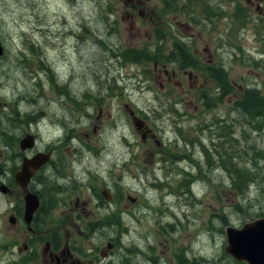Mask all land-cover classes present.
<instances>
[{
  "label": "rangeland",
  "instance_id": "obj_1",
  "mask_svg": "<svg viewBox=\"0 0 264 264\" xmlns=\"http://www.w3.org/2000/svg\"><path fill=\"white\" fill-rule=\"evenodd\" d=\"M126 1L0 0V264H49L51 233L68 264H246L226 228L264 217V0ZM38 151L29 252L13 174Z\"/></svg>",
  "mask_w": 264,
  "mask_h": 264
},
{
  "label": "water",
  "instance_id": "obj_2",
  "mask_svg": "<svg viewBox=\"0 0 264 264\" xmlns=\"http://www.w3.org/2000/svg\"><path fill=\"white\" fill-rule=\"evenodd\" d=\"M0 44V54H2ZM133 122L137 129H141L143 121L136 116ZM144 138V135H143ZM35 144L34 135L26 133L19 141V148L26 150ZM50 153L37 152L33 157H23L19 170L14 173V180L22 189L24 196L23 220L28 225L40 205L39 197L36 193L28 189V184L35 170L40 168L49 160ZM0 192L6 194L8 187L4 183L0 185ZM101 193L108 199L107 190ZM10 223H15L16 218L9 216ZM225 251L236 261H244L246 264H264V217L244 223L241 227L230 226L226 228Z\"/></svg>",
  "mask_w": 264,
  "mask_h": 264
},
{
  "label": "flooded vegetation",
  "instance_id": "obj_3",
  "mask_svg": "<svg viewBox=\"0 0 264 264\" xmlns=\"http://www.w3.org/2000/svg\"><path fill=\"white\" fill-rule=\"evenodd\" d=\"M127 4H129V6L128 7H130L131 9H135L137 6L135 5V0L133 1V0H127L126 1V4L125 5H127ZM125 13L126 14H131L129 11H125ZM131 20H132V23H135V20L132 18V16H131ZM185 27H188L189 28V25H186ZM0 42H1V40H0ZM1 44H2V42H1ZM3 45V44H2ZM182 49L181 48H178L177 49V51H176V49H174L173 51H171V53H170V57H169V60L170 61H178L179 60V58H182V59H184L185 58V56H182ZM3 54H4V52H3ZM3 54L2 55H0V56H3ZM182 56V57H181ZM187 65H189V66H194L193 64H191V63H186ZM157 67H158V65H157V63H155V65H154V68L155 69H157ZM175 71H172L171 72V75H168V71L164 68L163 69V74L164 75H166L167 77H166V79H167V82H169L170 80H171V77L173 76V75H175ZM183 73L185 74V70L183 71ZM188 75H189V78H191V73H188ZM171 82V81H170ZM192 84H193V86H196L197 85V76L195 75V78H194V80H193V82H192ZM1 103V102H0ZM1 105V104H0ZM1 107V106H0ZM49 153H50V158H49V160L45 163V164H47V163H49L50 161H51V152L49 151ZM26 156V155H25ZM25 156H23V157H25ZM27 157H30V156H27ZM33 157V156H32ZM31 158V157H30ZM23 159V158H22ZM22 162V161H21ZM21 164V163H20ZM45 164H43L42 166H44ZM41 166V167H42ZM40 167V168H41ZM19 168L20 167H18L17 169H16V171L17 170H19ZM39 168V169H40ZM15 171V172H16ZM14 172V173H15ZM4 171L2 170V169H0V185L2 184V183H4L5 185H7V187H8V192L6 193V194H8V193H12V190H11V188L9 187V185L8 184H6L5 183V180H4V177H3V175H4ZM34 174H35V172H34ZM34 174H33V176L31 177V179H30V181H29V184H30V182H31V180H32V178L34 177ZM13 180H14V174H13ZM14 182L16 183V181L14 180ZM17 184V183H16ZM18 185V184H17ZM19 186V185H18ZM28 189L30 190V188H29V185H28ZM31 191V190H30ZM23 192V191H22ZM31 192H33V191H31ZM2 193V192H1ZM34 193H36V192H34ZM3 194V193H2ZM37 195H38V197H39V200H40V204H41V196L38 194V193H36ZM40 207V206H39ZM38 207V208H39ZM37 208V209H38ZM37 211V210H36ZM34 215H35V213H34ZM34 215H33V217H32V220H31V222H30V225H29V227L27 226V224H26V227H27V229H28V233H29V236L27 237V241L23 244V246H22V248L24 249V250H28L29 252L34 248V244H33V238H34V231H33V228H32V226H31V223L33 222V219H34ZM15 216V215H14ZM16 222V221H15ZM47 247L44 249V251L45 252H43V258H45L46 259V261H48L49 262V264H68L70 261H71V257H65V255H64V251H60L59 250V241H57V239H56V237H55V234L54 233H51V238L47 241ZM21 247L20 248H18V249H22Z\"/></svg>",
  "mask_w": 264,
  "mask_h": 264
},
{
  "label": "trees",
  "instance_id": "obj_4",
  "mask_svg": "<svg viewBox=\"0 0 264 264\" xmlns=\"http://www.w3.org/2000/svg\"><path fill=\"white\" fill-rule=\"evenodd\" d=\"M136 54V53H135ZM134 57H135V55H134ZM132 58H133V55H132ZM192 64V63H191ZM236 170H238V169H235V177H233L232 178V180H233V184H234V187H236V188H238V189H240V186L243 184V182H237L236 181V179L237 178H241V180H243L244 179V176H243V172H241V173H239V172H236ZM42 204H40V206H41Z\"/></svg>",
  "mask_w": 264,
  "mask_h": 264
},
{
  "label": "bare ground",
  "instance_id": "obj_5",
  "mask_svg": "<svg viewBox=\"0 0 264 264\" xmlns=\"http://www.w3.org/2000/svg\"><path fill=\"white\" fill-rule=\"evenodd\" d=\"M46 180V179H45ZM46 182V181H45ZM57 192V191H56ZM59 193V192H58Z\"/></svg>",
  "mask_w": 264,
  "mask_h": 264
}]
</instances>
